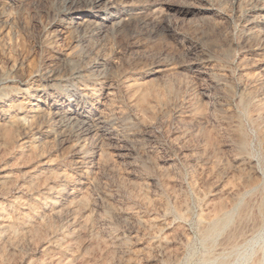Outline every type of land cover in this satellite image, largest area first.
<instances>
[{
  "label": "rangeland",
  "instance_id": "obj_1",
  "mask_svg": "<svg viewBox=\"0 0 264 264\" xmlns=\"http://www.w3.org/2000/svg\"><path fill=\"white\" fill-rule=\"evenodd\" d=\"M0 264H264V0H0Z\"/></svg>",
  "mask_w": 264,
  "mask_h": 264
},
{
  "label": "bare ground",
  "instance_id": "obj_2",
  "mask_svg": "<svg viewBox=\"0 0 264 264\" xmlns=\"http://www.w3.org/2000/svg\"><path fill=\"white\" fill-rule=\"evenodd\" d=\"M83 17H85V15ZM97 18L100 19V27H107L108 25H106L105 23L110 22L111 16L99 15ZM117 22H119V20L114 21V23H117ZM31 98L32 99L34 98V100L37 102H39L41 100L40 95H36V94L31 95ZM36 104L37 103H35V105ZM68 104H70L69 101H68ZM55 111H56V114H58L62 118L74 117L76 120H78L82 123H87L89 121V117L87 115H85V113L80 112L77 109H75V110L74 109H67V108H64L62 105H56ZM221 220H223L222 215L219 216V218L215 221L212 229H216L221 224V222H220Z\"/></svg>",
  "mask_w": 264,
  "mask_h": 264
}]
</instances>
